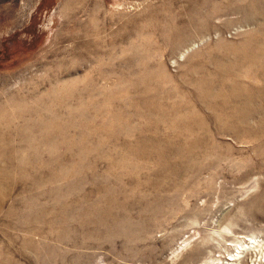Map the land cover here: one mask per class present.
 <instances>
[{
	"label": "rangeland",
	"instance_id": "obj_1",
	"mask_svg": "<svg viewBox=\"0 0 264 264\" xmlns=\"http://www.w3.org/2000/svg\"><path fill=\"white\" fill-rule=\"evenodd\" d=\"M178 1L0 0V264L264 241V0Z\"/></svg>",
	"mask_w": 264,
	"mask_h": 264
},
{
	"label": "bare ground",
	"instance_id": "obj_2",
	"mask_svg": "<svg viewBox=\"0 0 264 264\" xmlns=\"http://www.w3.org/2000/svg\"><path fill=\"white\" fill-rule=\"evenodd\" d=\"M181 3L182 1L180 0L176 3V5H179ZM239 245L240 246L236 247L232 255H230V258L226 259L228 260V262L225 264H237L236 262H242V261L244 262L245 261L244 258H246V256L254 257L256 255V262H259V259L260 261L264 259V241H259L257 237H252L247 243L245 244L241 243ZM206 264H215V260L209 261Z\"/></svg>",
	"mask_w": 264,
	"mask_h": 264
}]
</instances>
